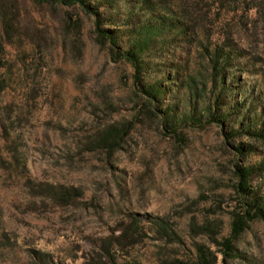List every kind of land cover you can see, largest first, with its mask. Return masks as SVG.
Returning a JSON list of instances; mask_svg holds the SVG:
<instances>
[{
    "label": "rangeland",
    "instance_id": "1",
    "mask_svg": "<svg viewBox=\"0 0 264 264\" xmlns=\"http://www.w3.org/2000/svg\"><path fill=\"white\" fill-rule=\"evenodd\" d=\"M118 7L123 42L150 38L139 80L160 87L156 103L80 8L0 0V264H201L199 246L206 264H264V221L233 242L240 257L219 244L242 212L235 166L257 164L264 142L237 156L204 116L218 96L234 126L264 117V0ZM250 185L264 196V169Z\"/></svg>",
    "mask_w": 264,
    "mask_h": 264
},
{
    "label": "trees",
    "instance_id": "2",
    "mask_svg": "<svg viewBox=\"0 0 264 264\" xmlns=\"http://www.w3.org/2000/svg\"><path fill=\"white\" fill-rule=\"evenodd\" d=\"M37 4L45 3L49 4L51 7H71L80 8L85 14L92 17L94 23V31L96 33L97 41L100 44L108 42L109 48L112 54L118 58H124L128 61L134 68L135 78L140 82L142 91L147 94L148 101L151 103H156L159 101L162 91L159 88H154L152 85H143L141 76L142 75V59L145 49L151 43L150 38L140 37L135 38L134 41L123 42L121 39L119 28L112 27V22L115 18V12L118 10V2H125L129 7V16L133 12L137 11V8L141 7L142 3L146 0H34ZM137 7V8H136ZM136 9V10H135ZM70 18V15H68ZM132 17V16H131ZM108 24V27L105 25ZM111 25V26H110ZM145 26H142V28ZM146 29V30H145ZM142 29L143 31H149V27ZM142 30H138V33H143ZM137 33V34H138ZM217 56L214 55L212 58V67L215 69L216 73L213 80L216 81V77L220 76L219 82L223 84L225 81V74L222 72V68L218 67ZM194 89V88H193ZM206 113L204 116L208 119V122H216L219 124L220 129L224 126L229 127L228 132H225V137L229 141L236 142L233 145L235 154L237 156H244L245 154H250L255 148V142H264V117L263 113L251 114L245 111L242 116L235 117L237 121V126L231 122V113L224 110L222 103L218 99V96L214 97L213 104L208 103L206 106ZM234 107V106H233ZM240 108L236 105L233 112L235 115H240ZM163 114V119L168 120L173 118V114L168 112L166 109L161 110ZM165 113V114H164ZM168 116V119H167ZM261 117H263L261 119ZM260 120V122H259ZM234 121V122H235ZM170 122V121H169ZM174 124V123H172ZM175 125V124H174ZM176 128H172V132L175 133ZM246 137L251 141L248 143L242 139L236 141L235 138ZM234 173L236 175V190L241 198L242 202V212H233L231 222H230V235L219 242L223 247V255L226 257H240V254L234 246V241L245 231L249 223L253 220L264 221V196H259L256 190L252 189L250 183L251 179L259 174V171L264 169V157L258 161L257 164H246L239 166L236 164ZM153 222L154 232L159 238H169L173 241L176 239V235L170 228L168 222L162 218H158ZM130 236V230L126 229L121 237ZM198 255L201 259V264H206L202 262L206 257V252L203 250L202 246H199Z\"/></svg>",
    "mask_w": 264,
    "mask_h": 264
}]
</instances>
